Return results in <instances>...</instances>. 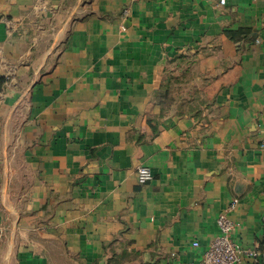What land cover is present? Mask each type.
I'll use <instances>...</instances> for the list:
<instances>
[{"label": "crops", "instance_id": "obj_1", "mask_svg": "<svg viewBox=\"0 0 264 264\" xmlns=\"http://www.w3.org/2000/svg\"><path fill=\"white\" fill-rule=\"evenodd\" d=\"M263 137L264 0H0V264H264Z\"/></svg>", "mask_w": 264, "mask_h": 264}, {"label": "built area", "instance_id": "obj_2", "mask_svg": "<svg viewBox=\"0 0 264 264\" xmlns=\"http://www.w3.org/2000/svg\"><path fill=\"white\" fill-rule=\"evenodd\" d=\"M225 4L226 0H220V5ZM260 148L264 150V137L260 142ZM137 178L140 184H146L153 180L154 175L149 167L140 166L137 170ZM238 202L239 200H234L225 211L219 214L217 218L219 234L211 240L199 264H239L243 257L257 260L260 256L261 249L257 243L255 246L244 248L233 239L232 234L238 224L230 219L229 214L236 208ZM193 246L197 247L199 243L195 242Z\"/></svg>", "mask_w": 264, "mask_h": 264}, {"label": "trees", "instance_id": "obj_3", "mask_svg": "<svg viewBox=\"0 0 264 264\" xmlns=\"http://www.w3.org/2000/svg\"><path fill=\"white\" fill-rule=\"evenodd\" d=\"M185 77H186V76L184 75V78H185ZM170 80H171L172 82H175V81H181V78L171 77ZM171 81H169V84H172ZM164 94L167 95V96H170V95H171V89L169 88L166 92H164ZM203 103H204V101H203Z\"/></svg>", "mask_w": 264, "mask_h": 264}]
</instances>
